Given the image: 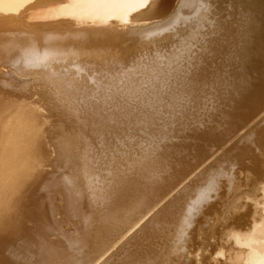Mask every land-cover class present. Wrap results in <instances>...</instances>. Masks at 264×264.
Segmentation results:
<instances>
[{
	"label": "bare ground",
	"instance_id": "obj_1",
	"mask_svg": "<svg viewBox=\"0 0 264 264\" xmlns=\"http://www.w3.org/2000/svg\"><path fill=\"white\" fill-rule=\"evenodd\" d=\"M0 264H264V0H0Z\"/></svg>",
	"mask_w": 264,
	"mask_h": 264
}]
</instances>
